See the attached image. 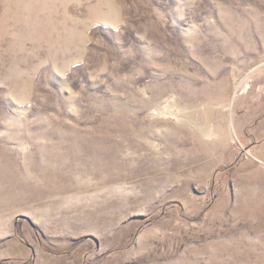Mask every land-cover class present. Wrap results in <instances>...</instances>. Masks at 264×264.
I'll return each instance as SVG.
<instances>
[{
    "label": "rangeland",
    "instance_id": "obj_1",
    "mask_svg": "<svg viewBox=\"0 0 264 264\" xmlns=\"http://www.w3.org/2000/svg\"><path fill=\"white\" fill-rule=\"evenodd\" d=\"M0 264H264V0H0Z\"/></svg>",
    "mask_w": 264,
    "mask_h": 264
}]
</instances>
